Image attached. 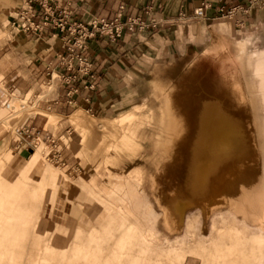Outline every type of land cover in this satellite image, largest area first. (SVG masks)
<instances>
[{
    "label": "crops",
    "instance_id": "obj_1",
    "mask_svg": "<svg viewBox=\"0 0 264 264\" xmlns=\"http://www.w3.org/2000/svg\"><path fill=\"white\" fill-rule=\"evenodd\" d=\"M224 1L243 5L250 0ZM200 2L73 0L70 10L81 13L87 23L118 16L160 20L157 26L126 29L116 40L103 34L89 40L82 53L92 63L93 88L83 77L67 82L61 76L74 71L62 59L64 34H57L61 42L56 47L45 40L51 31L33 35L16 29L15 7L9 33L0 45V77L7 85L4 88L0 84V150L9 145L20 151L28 149L19 146L15 129L25 121L39 125L45 128L42 141L55 137L61 145L65 162L58 164L67 175L88 184L96 177L97 190L115 191L120 170L117 165L103 163L99 171L94 168L113 157L102 155L99 149L105 123L124 121L131 114L136 122H144L146 103L138 99L153 94L171 78L170 70L175 65L193 62L190 58L198 56L202 48L228 41L260 51V78L264 79V0L234 17L213 13L201 19L174 18ZM22 6H29L27 0H22ZM17 32L26 40L18 45L14 43ZM205 38L208 44L203 42ZM72 86L78 90L70 94ZM16 92L25 97L31 93L30 102L36 107L32 116L12 125L3 110L10 94ZM163 93L168 94L166 90ZM50 116L58 118V123H49ZM202 139L206 141L192 152L191 169H177L175 191L170 189L167 170L161 174L160 184L148 170H127L137 189L136 198L123 204L108 201L112 213L103 211L96 220H89L97 224L95 264H264V123H260L258 181L234 173L233 161L227 158L232 152L227 147L223 162H218L213 137ZM66 218L50 221L68 224L83 220V216Z\"/></svg>",
    "mask_w": 264,
    "mask_h": 264
},
{
    "label": "rangeland",
    "instance_id": "obj_2",
    "mask_svg": "<svg viewBox=\"0 0 264 264\" xmlns=\"http://www.w3.org/2000/svg\"><path fill=\"white\" fill-rule=\"evenodd\" d=\"M20 5L22 0L0 4V45L9 33L11 15ZM15 35L16 45L26 41L20 33ZM56 40L53 45L58 47L61 40ZM203 42L210 41L205 38ZM190 60L193 62L175 65L171 78L153 94L138 99L146 103L144 122H136L131 114L124 121L105 123L99 149L102 155L113 157L94 168L99 171L103 163L117 165L115 191L97 190L96 177L88 184L67 175L47 157L50 147L44 141L39 140L30 150L20 151L12 145L0 150V238L5 237L15 255L0 254V264H95L97 224L89 220H96L103 211L112 213L108 201L123 204L136 198L137 189L127 170H148L158 184L167 170L170 189L175 191L177 169H191L192 152L206 141L203 136L213 137L218 162H223L227 147L232 152L227 158L233 161L234 173L249 176L250 181L260 180V123H264L260 51L218 41ZM0 84L7 87L1 77ZM30 95L10 94L8 100L15 111L4 108L8 123L22 122L20 119L34 114L36 103L30 102ZM49 123H58V118L50 116ZM67 216H83V220L68 224L50 221H66Z\"/></svg>",
    "mask_w": 264,
    "mask_h": 264
},
{
    "label": "built area",
    "instance_id": "obj_3",
    "mask_svg": "<svg viewBox=\"0 0 264 264\" xmlns=\"http://www.w3.org/2000/svg\"><path fill=\"white\" fill-rule=\"evenodd\" d=\"M262 0H250L243 5H230L224 0H201L195 8L181 11L174 18L181 19H201L212 16L215 13L221 16L234 17L240 12H248L254 5ZM29 6H17V12L14 17L13 26L27 34L45 35L47 31L64 34L66 37V46L61 52L62 59L67 63L69 69H74L70 74H61L67 81L84 78L86 84L93 88L95 74L92 71V63L83 53L82 50L87 48L88 42L92 37L103 34L111 39L116 40L122 36L124 30L140 29L148 25L157 26L160 20L147 22L141 16L128 17L118 16L112 20L96 18L87 23L81 16V13L71 11L73 0H27ZM241 19L240 22H244ZM78 87L72 86L70 94L77 91ZM14 93H11L13 95ZM25 97V96H23ZM74 103V99H70ZM7 108L14 112L15 105L7 101ZM23 107H26L24 104ZM24 124L16 127L15 131L18 137L19 146L34 148V145L43 140L44 127L35 124ZM46 143L50 149L47 157L56 163H64L62 157V148L55 137L46 138ZM60 165V164H59Z\"/></svg>",
    "mask_w": 264,
    "mask_h": 264
},
{
    "label": "bare ground",
    "instance_id": "obj_4",
    "mask_svg": "<svg viewBox=\"0 0 264 264\" xmlns=\"http://www.w3.org/2000/svg\"><path fill=\"white\" fill-rule=\"evenodd\" d=\"M9 2H10V0H0V4L5 5V6L8 5ZM57 38H58L57 35L52 36L51 39L48 41L49 46L54 44V42L57 41L56 40ZM36 45L39 46L40 44L37 42ZM11 188H13V187H11ZM2 192H3V187H2V184L0 183V206H1L2 199H3V195L1 194ZM1 247H3L2 249H0V254L2 256L11 255L15 258V255H12V253L10 252L9 243L6 242L5 237L0 238V248Z\"/></svg>",
    "mask_w": 264,
    "mask_h": 264
}]
</instances>
